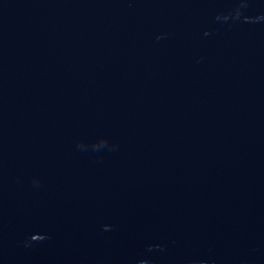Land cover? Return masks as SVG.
I'll return each mask as SVG.
<instances>
[{
  "label": "water",
  "instance_id": "water-1",
  "mask_svg": "<svg viewBox=\"0 0 264 264\" xmlns=\"http://www.w3.org/2000/svg\"><path fill=\"white\" fill-rule=\"evenodd\" d=\"M0 264H264V0H0Z\"/></svg>",
  "mask_w": 264,
  "mask_h": 264
}]
</instances>
